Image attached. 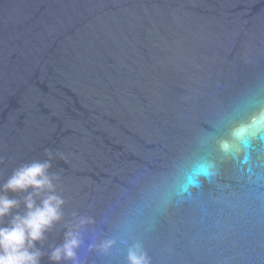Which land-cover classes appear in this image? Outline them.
Returning a JSON list of instances; mask_svg holds the SVG:
<instances>
[{
	"label": "water",
	"instance_id": "water-1",
	"mask_svg": "<svg viewBox=\"0 0 264 264\" xmlns=\"http://www.w3.org/2000/svg\"><path fill=\"white\" fill-rule=\"evenodd\" d=\"M45 150L40 264H264V0H0V185Z\"/></svg>",
	"mask_w": 264,
	"mask_h": 264
},
{
	"label": "clouds",
	"instance_id": "clouds-1",
	"mask_svg": "<svg viewBox=\"0 0 264 264\" xmlns=\"http://www.w3.org/2000/svg\"><path fill=\"white\" fill-rule=\"evenodd\" d=\"M44 161L21 164L13 170L7 180L0 185V264H40L43 255L36 243L45 239V232L62 218L63 199L54 193L52 178L48 175L52 152ZM31 189V191H29ZM27 193L23 198V213L16 212L21 201L10 198L7 193ZM49 193L37 205L36 197ZM10 217L7 224L4 219ZM87 221L79 218L66 225L63 243L51 249L48 254L52 264L71 262L78 264L77 249L81 245L79 228ZM110 242L100 248L107 250ZM127 264H149V257L142 246L134 243L127 248Z\"/></svg>",
	"mask_w": 264,
	"mask_h": 264
}]
</instances>
